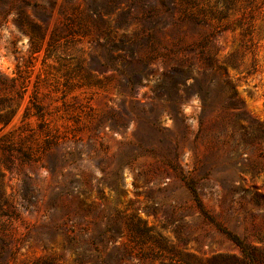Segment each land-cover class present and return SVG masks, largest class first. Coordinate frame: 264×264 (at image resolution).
<instances>
[{"label": "rangeland", "instance_id": "rangeland-1", "mask_svg": "<svg viewBox=\"0 0 264 264\" xmlns=\"http://www.w3.org/2000/svg\"><path fill=\"white\" fill-rule=\"evenodd\" d=\"M0 264H264V0H0Z\"/></svg>", "mask_w": 264, "mask_h": 264}, {"label": "trees", "instance_id": "trees-1", "mask_svg": "<svg viewBox=\"0 0 264 264\" xmlns=\"http://www.w3.org/2000/svg\"><path fill=\"white\" fill-rule=\"evenodd\" d=\"M156 17L157 16L153 13L149 15V18L153 21V23L156 22ZM157 21H162V19H157ZM144 39L146 41L152 40L154 42H157L155 33H151L147 29H145L143 31V35H141L139 37V39L135 40V42L132 43L131 46H129L128 51H127L128 52L127 56H123L120 54L115 56V55H113V53L116 52L117 49H112V48L110 49L109 48V52H112V55H111L112 63H110L107 60L105 62H102L100 56H97V61L101 62V64H105V63L109 64L114 70L119 71L123 75H126L128 73L127 68L132 65V62L129 61L127 58L138 59L139 62L143 64V66H146V65H148L149 61L143 60L142 58H140L137 55L138 47L143 44ZM208 40H209V37L205 38L203 43H199V48H200L199 54H200V57L202 59L206 60V63L209 66H215L214 63H216V59H215L214 55H212L211 53L206 51V48L209 44V43H207ZM120 44H123V43H120ZM146 44L150 45L151 49H153V50L158 49V43H146ZM100 45H102V44H100ZM195 49H196V47H188V48L184 49V51H186L185 52L186 55H184L183 59L181 60V64H186V67L188 69L197 67V63H195V61H194L195 56L194 55H192V56L187 55L189 52H191L192 50H195ZM157 52L162 53V51L160 49H158ZM118 59L123 60L122 68L118 67L116 65L117 64L116 61ZM216 68L222 69L223 66L216 64ZM177 71L180 75L182 74V69H179ZM202 73L205 76H203V77H187V78H194V82L192 84V87H193V90L195 92V97L201 99L203 107H204V109H206L207 106H209V104H210L209 98L211 97V92H212L211 86L215 85L216 81H215L214 77H212L209 82L207 81L206 77H207V75H210V74H208L209 73L208 68L204 69L202 71ZM135 75H136V73L132 71L130 76L127 77V83L133 82V76H135ZM225 83H227L228 91L230 92L229 97L227 98V102H231V101L237 102L238 98H237V93L235 92L234 86H232L230 84V82H228V80H225ZM225 104H227V103L225 102ZM184 179L186 180V185L189 188V190L191 191L194 200L197 202V205L200 207V209L203 213L207 214V211L205 209L204 203H203L202 198L200 196L196 181L191 177H188V178L184 177ZM219 229L223 233H225L233 242H235L246 255L250 253L247 245L244 243V240L239 235L230 231L227 227H224L222 225H219Z\"/></svg>", "mask_w": 264, "mask_h": 264}]
</instances>
